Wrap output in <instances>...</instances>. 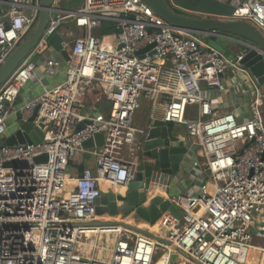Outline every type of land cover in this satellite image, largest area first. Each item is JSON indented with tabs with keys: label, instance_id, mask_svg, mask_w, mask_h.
I'll return each instance as SVG.
<instances>
[{
	"label": "built area",
	"instance_id": "obj_1",
	"mask_svg": "<svg viewBox=\"0 0 264 264\" xmlns=\"http://www.w3.org/2000/svg\"><path fill=\"white\" fill-rule=\"evenodd\" d=\"M2 3L8 13H0V66L34 32L41 10L39 0ZM233 6V19L264 33V1L235 0ZM70 22L81 31L63 34L71 60L50 55L41 65L50 38ZM106 22L116 32L95 36ZM242 59L227 60L195 35L180 33L144 0H83L72 11L55 0L39 45L0 88V142L13 115L27 122L37 107L34 124L44 133L40 144H0V264H246L253 247L264 258V92L251 94L244 118L221 112L205 94H240L224 78ZM62 72V83L45 85ZM162 74L175 79L174 87L160 85ZM34 80L41 92L15 111ZM141 99H165L162 119L183 126L198 150L193 189L165 195L183 214L181 221L163 219L158 236L166 243L124 226L93 225L102 185L125 189L134 179L146 133L133 126ZM98 134L104 146L84 149ZM79 154L88 157L86 168L71 178L69 162ZM43 155L47 161L35 163ZM15 161L17 168L5 167ZM168 179L159 176L153 186L166 193Z\"/></svg>",
	"mask_w": 264,
	"mask_h": 264
},
{
	"label": "water",
	"instance_id": "obj_2",
	"mask_svg": "<svg viewBox=\"0 0 264 264\" xmlns=\"http://www.w3.org/2000/svg\"><path fill=\"white\" fill-rule=\"evenodd\" d=\"M151 10L165 22L176 28L182 34L205 35L209 43L223 56L225 50L216 44L219 37L233 40L242 51L243 59L234 73V85L242 95H251L255 90L264 92V33L245 21L235 19L219 20L203 18L199 14L186 12L174 7L170 0H144ZM264 1V0H261ZM55 0H39L40 14L37 26L31 36L20 44L7 60L0 66V88L11 78L19 66L31 56L37 48L48 26L51 9ZM65 38L56 33L49 40V45L61 55L66 62L71 60L69 50L63 45ZM154 47L148 46L143 52H150ZM141 52L140 54H142ZM152 54V52L150 53ZM38 56L34 62L38 61ZM38 107L27 122L21 121L17 114V124L12 134L0 142L2 146L40 144L44 133L42 125L35 126ZM86 121L77 127V132L84 129ZM103 134L95 135L83 144V148L93 149L104 146ZM138 168L134 179L122 193L113 187L101 188V196L96 201L97 221L94 226H124L131 231L155 238L162 243L160 225L163 219L173 216L178 221L183 219L182 212L163 195L154 192L153 183L161 178H172L189 166L185 163L189 157V148L185 141L180 140V134L169 122L161 117L149 119L146 133L140 138L137 152ZM47 155L35 159V163H45ZM20 162L6 163L5 167L17 168ZM172 261L178 263V255L172 256Z\"/></svg>",
	"mask_w": 264,
	"mask_h": 264
},
{
	"label": "crops",
	"instance_id": "obj_3",
	"mask_svg": "<svg viewBox=\"0 0 264 264\" xmlns=\"http://www.w3.org/2000/svg\"><path fill=\"white\" fill-rule=\"evenodd\" d=\"M7 0H0V13L2 15H6L8 13V7L4 5L2 2ZM174 7L180 8L186 12L199 14L203 18H214L219 20H231L233 19V13L235 11V7L233 6V2L235 0H170ZM60 8L63 10H76L83 5V0H58ZM73 29L72 32L74 35L78 36L81 34V31L78 28L74 27L72 22L66 23L62 26L59 33L61 35L66 34L67 30ZM65 29V30H64ZM70 31V30H69ZM97 31V30H96ZM99 31V30H98ZM94 35L99 37L100 31L97 34L94 32ZM206 48H213L212 45L209 43V38L205 35L196 36ZM216 44L222 47L225 50V56L227 60H233L237 56L241 54V50L239 49L238 45L231 39L226 37H219L217 39ZM217 50V49H216ZM218 51V50H217ZM53 56L58 60H62L61 57L55 53V50L51 47L46 53L40 56V64H44L43 62L49 56ZM39 76H42V73H38ZM168 76L167 74H162L160 77V85L163 88H171L174 87V78ZM234 73L232 71L227 72L224 81L226 86H234ZM174 79V80H171ZM65 76L62 72L56 78H48L45 82L47 86H54L56 84H60L64 81ZM42 89V88H41ZM41 89L38 87L36 80L32 81L26 89L22 92L21 97L18 100L17 106L15 111H18L22 106L23 102L28 100L29 98L37 96ZM205 94L209 96L211 99L215 100V104L219 106L221 112H229L233 111L239 117H246L248 115V105L251 100V95H242L235 94V93H227L226 95L220 94L214 90H205ZM141 108L136 113L133 126L137 129L146 130L147 124L149 119L152 117L162 118L164 108H165V99L161 100L160 103L154 104L153 101L147 99H141ZM107 106L105 107L102 105L99 107L100 111H106ZM191 113L195 112V108H192ZM193 116V115H192ZM17 124V115H13L8 122V132L5 138H8L13 129L16 127ZM183 126H178L177 129L180 134V140H183L187 143L189 148V157L186 158L185 163L189 168L186 171L180 172L178 175L169 178L166 182L168 184V188L166 193H164L163 188H156L154 192H158V194L168 195L170 197L176 196L179 193L186 192L193 189V182H192V175L195 173V170H192V163L198 157L197 154L193 151L195 146L192 140L188 137L187 131L182 129ZM90 166L93 167V163L90 162Z\"/></svg>",
	"mask_w": 264,
	"mask_h": 264
},
{
	"label": "trees",
	"instance_id": "obj_4",
	"mask_svg": "<svg viewBox=\"0 0 264 264\" xmlns=\"http://www.w3.org/2000/svg\"><path fill=\"white\" fill-rule=\"evenodd\" d=\"M115 24L113 23H104L101 30H100V36H109L116 32ZM72 32L74 31L72 28L69 29ZM194 115V113H191L189 111L188 117ZM88 157L86 155H76L75 157L70 159L69 162V176L71 178H77L82 175L83 170L86 168Z\"/></svg>",
	"mask_w": 264,
	"mask_h": 264
},
{
	"label": "rangeland",
	"instance_id": "obj_5",
	"mask_svg": "<svg viewBox=\"0 0 264 264\" xmlns=\"http://www.w3.org/2000/svg\"><path fill=\"white\" fill-rule=\"evenodd\" d=\"M65 30V29H64ZM68 31V30H67ZM97 32H99L98 30L95 31V33L97 34ZM31 36V35H30ZM29 36V37H30ZM27 37L26 40L29 38ZM73 38H67V41H72ZM88 110V109H87ZM173 126L175 128H177L179 125L173 124ZM182 129H185L184 127ZM196 154H197V148H194L193 150ZM258 244H262V242H260V240L257 241ZM246 264H264V258H262V256L260 255L259 252L254 251V250H250L248 253V258H247V263Z\"/></svg>",
	"mask_w": 264,
	"mask_h": 264
},
{
	"label": "bare ground",
	"instance_id": "obj_6",
	"mask_svg": "<svg viewBox=\"0 0 264 264\" xmlns=\"http://www.w3.org/2000/svg\"><path fill=\"white\" fill-rule=\"evenodd\" d=\"M103 185H104L105 188L109 186L108 183H105ZM119 191L122 192V193H124L125 192V189L124 188H121V189H119ZM251 250H254V251L259 252V250L257 248H255V247H253Z\"/></svg>",
	"mask_w": 264,
	"mask_h": 264
}]
</instances>
